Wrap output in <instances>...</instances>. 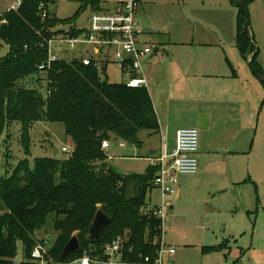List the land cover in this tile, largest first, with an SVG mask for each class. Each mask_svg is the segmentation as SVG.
Instances as JSON below:
<instances>
[{
    "label": "trees",
    "instance_id": "trees-1",
    "mask_svg": "<svg viewBox=\"0 0 264 264\" xmlns=\"http://www.w3.org/2000/svg\"><path fill=\"white\" fill-rule=\"evenodd\" d=\"M49 0H21L16 10L0 16V136L8 123L21 124V142L28 147V131L38 122L62 123L74 150L64 158L40 157L30 169L20 160L8 176L0 177V264H12L18 245L21 264H36L30 252L35 235L48 218L55 231L46 260L68 263L84 251L99 254L105 244L126 232L130 260L154 257L158 247V220L140 215L145 196L153 188L156 168L145 173L120 174L103 168L107 156L95 141L119 138L137 141L139 130L156 133L159 122L150 94L143 87H128L102 79L101 71L78 61H57L43 75L37 66L46 59L40 45L55 35L76 34L73 18L59 19L52 12L42 18L39 3ZM85 6L88 1L80 0ZM236 46L241 55L251 54L254 71L264 76L257 62V49L249 32L247 12L239 0ZM244 6L246 2L243 1ZM81 9V7H80ZM49 81V83H48ZM264 87V80H261ZM51 89L50 94L47 90ZM110 218L94 240L88 231L96 212ZM75 236L79 250L62 256L63 248ZM223 244L202 247L203 252L222 250Z\"/></svg>",
    "mask_w": 264,
    "mask_h": 264
},
{
    "label": "rangeland",
    "instance_id": "rangeland-1",
    "mask_svg": "<svg viewBox=\"0 0 264 264\" xmlns=\"http://www.w3.org/2000/svg\"><path fill=\"white\" fill-rule=\"evenodd\" d=\"M17 1L19 0H0V16ZM243 1L246 2L245 10L252 43L257 49L256 60L264 73V0ZM223 6L234 8V18L227 8H223L216 15L211 14L214 9L218 8L220 11L219 8ZM51 10L57 18L63 20L76 16L73 25L78 28L87 26L90 11L80 0H56ZM238 11V6L231 0L225 5L222 0H139L136 19L141 24L145 20L149 21V26L144 28L147 34L143 39L153 43V48L161 50L166 49L162 42L167 41L168 34H172L173 38L196 37L202 32V24L213 20L223 23L221 33L225 40L233 38V27L235 34L237 33ZM7 51L8 47L2 45L0 56ZM249 70L255 81L248 86L251 98L249 106L247 103L243 104L245 118L240 132L231 137L228 129L227 133L219 131V125L216 124L215 136L224 141L218 140L214 146L209 143V149L214 152L211 153L209 164L203 166L200 177L192 174L178 176L179 185L182 184L184 188H176L172 196L173 213L165 225V241L175 247L172 258L174 264H224L220 261L222 255L219 251H201V246L214 243L222 235L229 239L228 250H231L229 256L226 255L228 259L225 264H248L249 259L251 263L257 261V264H264V237L258 233L254 236L257 231L252 229L253 220L257 230L264 215V87L261 79L250 68ZM117 73L114 67L108 66V82L124 80ZM241 75L239 84H247ZM149 92H153L152 88ZM202 134L205 133L198 129L199 144ZM21 135L19 122H10L4 128L0 136V177L8 176L22 159H26L29 168L33 169L37 158L55 157L56 151L58 158L70 154L61 151L63 146L71 144L62 123L33 124L28 131L27 150L22 145ZM136 137L138 143L111 137L108 140L109 147L102 149L108 157L106 162L119 173H145L150 164L148 157L155 153L160 144L158 133L150 134L142 129ZM119 142L124 144L123 148L117 146ZM196 155L199 159L200 155ZM224 155L228 156L226 162L221 159ZM238 163L240 167L236 169ZM104 168H108V165ZM223 180L234 184L223 192L212 190L211 187ZM157 200L158 191L155 188L147 191V203H155ZM229 227L233 238L228 236ZM233 229L237 234H234ZM124 234L127 235L126 232ZM54 238L55 231L48 218L44 229L36 233L35 239L37 243L50 246ZM23 259L22 247L18 245L17 256L13 262L21 264ZM166 260L165 264H168Z\"/></svg>",
    "mask_w": 264,
    "mask_h": 264
},
{
    "label": "built area",
    "instance_id": "built-area-1",
    "mask_svg": "<svg viewBox=\"0 0 264 264\" xmlns=\"http://www.w3.org/2000/svg\"><path fill=\"white\" fill-rule=\"evenodd\" d=\"M55 1L39 3L38 14L46 18L48 12H52ZM20 2L21 0L17 1L6 11L16 10ZM138 5L139 0H89L86 5L90 11L87 26L77 27L76 34L55 35L42 43L40 47L45 49L46 59L38 64V71L45 75L57 61H78L84 66L92 65L101 71L104 80L108 79L107 67L112 66L119 76L124 77L120 83L128 87H143L148 91L151 82L143 62L154 48L143 39L146 35V22L141 24L136 19ZM50 92L51 89H48L47 94ZM198 141L197 128H179L175 132L171 151H162L159 156L149 158L150 165L156 168L152 184L158 191V200L156 203H147L140 215L154 217L159 222V235L155 239L158 247L154 257L144 256L139 260H130L126 255L133 248L128 246V236L120 234L105 244L99 254L84 251L81 257L65 264H165V259L169 262L174 256L175 247L165 241V225L172 208V196L179 184L178 176L197 172ZM108 146V141L100 144L101 149ZM120 146L124 144L121 142ZM73 150L72 142L61 148L64 153H71ZM48 250L46 243H37L30 253L31 260L36 264H54L45 258Z\"/></svg>",
    "mask_w": 264,
    "mask_h": 264
},
{
    "label": "crops",
    "instance_id": "crops-1",
    "mask_svg": "<svg viewBox=\"0 0 264 264\" xmlns=\"http://www.w3.org/2000/svg\"><path fill=\"white\" fill-rule=\"evenodd\" d=\"M222 4H228V0H222ZM223 8H227L234 18L235 11L232 7L223 6L219 8L220 11L216 8L211 14L216 15ZM145 22L147 28L149 21L145 20ZM222 28V22L213 20L203 23L202 32L196 37L173 38L172 34L167 33V41L162 42L166 49L160 50L154 47L157 48V51L146 57L143 62L151 82L150 88L153 90V92H149V88L148 92L158 118L159 130L156 133L160 137L158 148L148 159L159 156L162 151L170 152L174 146L175 132L179 128L189 126L199 129L198 125H201L202 129L199 130L205 134H202L200 144L198 141L197 153L200 155V160L197 159V172L192 174L198 175V177L202 173L203 166L209 164L211 153L214 152L209 149L211 146L209 143L214 146L218 140L224 141L215 136L216 124L219 125V131L223 130L224 133L228 131L231 137L240 132L245 118L243 104L247 103L249 106L251 98L248 86L255 81L247 65L251 54L246 56L240 54L236 46V37L234 38L237 34H235L234 27L232 28L233 38H229V40H225L222 36ZM241 74L247 84H239ZM226 129L228 130L226 131ZM120 143H117V146L123 148L124 146H120ZM221 159L226 162L228 156L224 155ZM106 163L109 166V163ZM238 167H240L239 163L236 169ZM233 184V182L229 183L227 180H223L211 188L215 192H223ZM176 188H178L177 190L181 189L182 184H178ZM262 200L264 201V197ZM172 213L171 209L169 218ZM247 213L250 212L247 211ZM254 226L255 220L252 222V229L257 231L254 236L258 233L259 236L261 234L264 237V215L257 230ZM230 228L227 229L228 233ZM233 231L234 234H237V231L234 229ZM228 236L233 238L234 235L229 233ZM228 242L229 239L222 235V238L215 239L214 243L201 246V251L205 246L223 244L225 248L219 250V253L223 257L220 258V261L222 260V263L225 264L227 256L231 252L230 249L228 250ZM226 250L228 252H225ZM235 252L237 254V250ZM250 260H248V264H257V261L251 263ZM168 264H174V259H171Z\"/></svg>",
    "mask_w": 264,
    "mask_h": 264
},
{
    "label": "water",
    "instance_id": "water-1",
    "mask_svg": "<svg viewBox=\"0 0 264 264\" xmlns=\"http://www.w3.org/2000/svg\"><path fill=\"white\" fill-rule=\"evenodd\" d=\"M240 1V6L242 8V10L245 12V6L243 4V0H239ZM157 51V48H154L153 49V54ZM247 65L249 66V68L252 70L253 74L261 79V80H264V76L261 75V74H258L254 71V69L252 68V65H251V57L250 59L247 61ZM198 128L199 129H202V126L201 125H198ZM129 143H134V138H130L128 140ZM96 145L97 146H100L101 142L96 140L95 141ZM57 155V152H55V156ZM107 165L106 162H103L101 164V167H105ZM110 223V218L104 214L103 212H101L100 210H98L94 216V219H93V222L89 228V231H88V239L89 240H94L99 232L101 231V229L105 226H107L108 224ZM79 250V243L77 241V238L75 236H72L69 241L67 242V244L64 246L63 248V252H62V256H65L67 254H70V253H73V252H76ZM47 264H52L51 262H48Z\"/></svg>",
    "mask_w": 264,
    "mask_h": 264
}]
</instances>
